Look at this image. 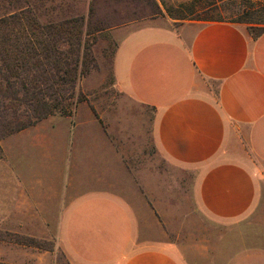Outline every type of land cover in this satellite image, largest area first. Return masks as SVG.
Masks as SVG:
<instances>
[{"label": "crops", "instance_id": "0c3cea01", "mask_svg": "<svg viewBox=\"0 0 264 264\" xmlns=\"http://www.w3.org/2000/svg\"><path fill=\"white\" fill-rule=\"evenodd\" d=\"M114 30L111 69L126 108L102 121L89 109L81 122V102L69 131L67 116H49L66 120L60 178L13 176V234L53 237L70 264H181L161 233L141 235L156 215L130 190L147 173L129 155L150 144L189 173L196 211L207 219L249 213L264 169V31L253 37L239 23L163 15ZM16 246L13 261H0L50 264V251ZM228 264H264V249Z\"/></svg>", "mask_w": 264, "mask_h": 264}, {"label": "rangeland", "instance_id": "374dc122", "mask_svg": "<svg viewBox=\"0 0 264 264\" xmlns=\"http://www.w3.org/2000/svg\"><path fill=\"white\" fill-rule=\"evenodd\" d=\"M212 1L215 0H200L196 7L188 10L180 5L191 0H157L161 13L142 18L163 15L178 23L207 16H242L245 21L251 22L249 24L259 26L256 22L264 17L259 13L264 0H217L214 9L208 7ZM23 4L30 5L36 18L46 23L74 14L86 16L89 0H15L13 7ZM1 5L2 0L0 11ZM94 7L90 34L85 37L91 55L89 70L79 77L75 89V97L81 95L86 98L81 101L86 105L78 109V120L81 122L84 119L82 116L90 110L102 121L100 116L126 108L114 85L111 69L117 45V31L114 28L138 20L131 18L135 16L130 15V11L126 14V5L114 0H96ZM238 23L247 28L248 23ZM81 102L76 104L72 115L67 116L68 131L73 128L75 112ZM65 121L49 117L0 139L3 152L0 158V234L3 235L0 238V257L7 261H13V246L17 247L16 243H19L25 245L30 254L50 251L51 256L43 258L50 264H70L53 237L13 234V176L22 174L27 178L49 180L60 178L54 169L58 168L63 158L64 145L60 133L65 130ZM144 149V153L129 155L130 162H137L138 167L146 165V170L140 172L147 173V180L135 179L137 184L131 185L130 190L133 195L136 194L137 200L145 198L156 215L154 222L146 219L147 227L141 229V235L149 239L157 238L158 233H161L162 242L171 243L172 252L181 264H228L234 256L245 250L264 249V169L257 177V198L250 212L236 221L220 223L196 211L189 173L167 163L150 144Z\"/></svg>", "mask_w": 264, "mask_h": 264}, {"label": "trees", "instance_id": "16d2710c", "mask_svg": "<svg viewBox=\"0 0 264 264\" xmlns=\"http://www.w3.org/2000/svg\"><path fill=\"white\" fill-rule=\"evenodd\" d=\"M114 1L126 5V14L130 11V15L135 16L131 17L133 19L161 13L157 0ZM14 2L2 0L0 11V139L49 116H71L76 104L86 100L81 95L75 97V89L79 77L89 70L91 61L85 37L90 34L96 0H89L86 16L74 14L46 23L36 18L30 5L13 7ZM199 2L191 0L180 6L191 10ZM217 2H210L208 7L216 8ZM259 11L264 16V5ZM169 16L174 18L171 13ZM190 20L246 22L253 37L264 31V17L256 22L259 26L249 24L251 22L242 16ZM2 236L0 234V238ZM0 264L13 263L0 261Z\"/></svg>", "mask_w": 264, "mask_h": 264}]
</instances>
